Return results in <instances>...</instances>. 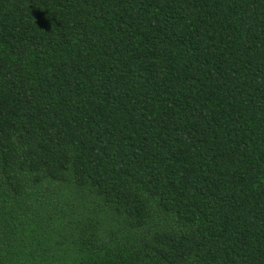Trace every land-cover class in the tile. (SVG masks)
<instances>
[{"label":"trees","instance_id":"1","mask_svg":"<svg viewBox=\"0 0 264 264\" xmlns=\"http://www.w3.org/2000/svg\"><path fill=\"white\" fill-rule=\"evenodd\" d=\"M0 264H264V0H0Z\"/></svg>","mask_w":264,"mask_h":264}]
</instances>
